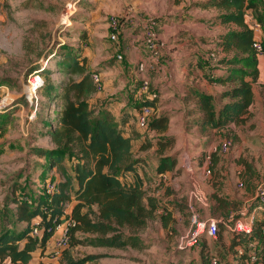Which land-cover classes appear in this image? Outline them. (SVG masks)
I'll use <instances>...</instances> for the list:
<instances>
[{
    "label": "rangeland",
    "instance_id": "obj_1",
    "mask_svg": "<svg viewBox=\"0 0 264 264\" xmlns=\"http://www.w3.org/2000/svg\"><path fill=\"white\" fill-rule=\"evenodd\" d=\"M205 1L0 0V123L3 124L0 131V229L2 223L14 226L13 214L17 208L14 196L21 198L25 193L44 192L46 179L52 175L60 177L55 170L48 169L46 158L37 153L39 149L55 146L42 135L45 104H48L45 88L31 98L25 96L30 76L43 75L46 86L62 81L58 62L63 60L66 48H81L78 37L83 31L90 37L88 45L82 46L88 54V68L101 75L108 61L116 58L107 32L108 22L131 12L158 21L157 33L165 45L162 62L168 53L169 39L164 34L163 23H175L179 14L185 16L181 20L193 23L218 15L217 10L201 7L200 3ZM168 29L172 30L170 26ZM232 29L235 27L225 26L206 33L212 36ZM137 40L135 36V42ZM198 49H205V53L200 52L205 56L216 48L199 45ZM119 64L116 70L105 71L113 76L114 83L118 79L125 82L113 83L112 89L116 90L111 92L108 87L111 84L106 85L101 76L103 89L98 92L99 100L116 94L128 101L135 100V93L131 95L133 77L127 70L128 64ZM153 74V79L148 78L150 89L143 98L157 94L155 110L158 115L163 113L161 103L167 100L163 93L165 86L162 87L165 77L163 72L154 71ZM262 93L257 90L258 100L251 121L231 132L201 131L186 118L183 125L174 124L173 134L164 135L176 138V144L164 155L159 154L158 147L162 137L156 133L148 135L149 132L143 130L133 131L134 156L141 160L138 172L144 182L145 198L156 200L160 209L143 229L122 230L119 235L126 243L124 248L99 247L96 242L103 237L78 233L76 238L86 245L65 249L57 257L56 264H69V261L81 264H210L212 257L226 264L227 260L240 256L238 248L231 247L232 234H243L240 245L243 248H240L245 250V236L253 237L254 226L257 230L264 227V205L254 204L259 186L264 185ZM94 106L98 103L94 102ZM166 110L169 109L166 107ZM227 140L232 141L229 153L212 152ZM215 154L217 162L213 158ZM164 156L177 161L173 171L164 173L166 177L157 171ZM126 180H135L134 175L128 174ZM214 196L225 202L224 210L218 209L220 204ZM204 245L210 252L206 253L208 258L203 255Z\"/></svg>",
    "mask_w": 264,
    "mask_h": 264
},
{
    "label": "trees",
    "instance_id": "obj_2",
    "mask_svg": "<svg viewBox=\"0 0 264 264\" xmlns=\"http://www.w3.org/2000/svg\"><path fill=\"white\" fill-rule=\"evenodd\" d=\"M200 5L205 10H217L219 14L198 23L214 28L235 27L217 38L206 40L210 47L216 49L207 52L203 60L210 69L224 68L219 76L209 75V83L229 88L218 95L191 89L197 102L189 104L188 120L201 131L231 132L246 125L253 117L255 86L260 78V55L254 49V33L247 24L246 16L251 13L264 32V0H207ZM78 39L81 48H66L63 60L58 62V74L64 78L62 81L46 86L41 75L44 86L39 91L45 88L48 101L42 135L48 137L55 147L39 149L37 153L46 158L49 170H55L60 175L49 178L56 184V191L48 194L46 181L44 192H28L30 194L25 193L21 198L14 196L17 206L13 214L14 226L1 224L0 264H30L38 250L44 256L49 240L56 228L65 222V217L74 223L70 229L69 248L86 245V242L76 238L78 233L100 235L103 238L96 242L99 247L124 248L126 243L119 235L122 230L143 229L160 209L156 200L150 196L149 200L145 198L144 182L138 172L141 160L135 158L133 140L125 130L131 118L135 119L131 111L136 113L138 124L142 107L155 108L157 100L151 101L149 96L143 98L144 93L138 95L133 89L131 95L135 93V100L129 102L119 122L114 120L111 107L119 98L112 97L94 106L92 98L100 91L93 75L98 73L89 70L82 50V46L88 45L90 37L83 31ZM262 91L264 95V85ZM2 127L0 123V131ZM139 129L149 132L148 135L156 133L162 137L158 140L160 155L176 144V138L164 135L170 130L167 113L155 114L147 128ZM216 156H213L215 162ZM176 166L175 158L164 156L157 171L164 174L173 171ZM128 174L134 175L135 180L131 184L126 180ZM17 188H14L15 195ZM214 197L220 204L218 209L224 210L225 202L218 196ZM254 204L259 205L256 201ZM68 206L71 210L66 215ZM35 226L40 230L37 237L32 235ZM232 237V249L242 247L243 234L235 232ZM245 238L247 246L243 245L244 254L227 260L226 264H248L250 243H256L258 255V260L250 264H264V227L257 230L254 226L253 237ZM203 248V255L208 258L206 253L210 252L206 245ZM217 262L220 264L218 259ZM69 264L81 263L69 261Z\"/></svg>",
    "mask_w": 264,
    "mask_h": 264
},
{
    "label": "crops",
    "instance_id": "obj_3",
    "mask_svg": "<svg viewBox=\"0 0 264 264\" xmlns=\"http://www.w3.org/2000/svg\"><path fill=\"white\" fill-rule=\"evenodd\" d=\"M182 17L184 18L185 16L179 14L174 19L175 23H170V22L168 23V21L163 23L162 27L164 30V34H167V36H169V39L166 44V49L168 50V53L165 57V60L159 63V67H158L159 69L154 70L157 74L163 72L164 73L163 76L165 77L164 85L162 87L165 86V90L163 93H164V97H166L167 100L161 103L162 104L161 111H163V113L169 114L170 116V130L168 132V135L173 134L174 124L177 123L179 125H183L182 122L184 118H186L187 120L189 119L187 114L188 106L189 104L197 102L194 99V96L192 95L191 89L209 95H218L229 88V87H222L209 83L207 79L208 76L209 75L219 76L223 72L222 70L224 68L221 67V69L219 70L215 68L210 69V66L203 61L204 60V56H202L203 54L202 55L200 54V52L203 53L205 49L204 50L198 49L199 45L202 47H209L210 45H208L206 41L207 39L217 38L222 33H224L221 32L209 36L206 32H210L211 31L210 29L212 28L215 30L217 29L219 30V28L222 27L217 26L216 28H214L205 25L203 23H198V22L193 23L190 20L183 21L181 20ZM205 19L207 20L211 18L207 17ZM169 26L171 27L172 30L173 29L175 30L174 33L171 32L172 30L168 29ZM166 30H169V32H166ZM107 32L109 36V25ZM137 34L138 32H135L131 29H127L121 38L122 43L120 44V46L110 41L112 43L113 50L116 54V58L115 61L112 60L113 58L108 61V65L106 66V68L102 69L103 72L101 76L103 77V80L106 82V85L111 84L108 86L111 92H114V90H116V89H112L114 84L116 85V84H120V82L122 83L125 82L118 79L114 83L113 82L114 80L112 78L113 76H108L109 73L107 71L116 70L117 67H120L119 62H121L122 64H126V63L128 64L127 70L128 71L130 70L131 76L133 77L131 81L132 87L130 89L137 90L138 95L141 92L142 79L144 78L153 79V76H155L153 74L154 71L151 69H147L143 73H139L137 71V66L140 63L143 62L145 64H150V59L147 56V52L144 50L142 46H140L137 42H135V36ZM170 35H174V36H170ZM190 38L193 39L194 41L193 43H191ZM119 54H122L124 57L122 61L118 60ZM84 55L87 57V60L89 61L88 54L84 52ZM89 70L95 71V69H90V68ZM259 70H260V78L257 85L255 86L256 99H255V104L252 108V112L258 100L257 90H260L262 93V88L264 85V55L259 57ZM165 75L168 76L166 77ZM97 95H95L94 98H92L93 103L94 102L99 103L104 101V99L99 100L100 98L97 97ZM261 96H262L261 97L262 100L264 101L263 93ZM112 97L119 98L111 106L113 108L112 116L114 120H116V122H119L123 117L124 111L128 108L130 101H128L127 98H123V97L121 98L120 94L112 95L106 99H110ZM166 107L169 109L166 110L167 112L165 111ZM130 114L133 116L135 115V119L131 118L130 123L127 124L125 127L127 136L129 137L132 136L133 131L142 132L137 124L136 113L134 111H131ZM161 114H158V116ZM213 132H216V130H214ZM185 133L187 134L186 129H185ZM48 140L50 141L49 138ZM212 148H214V146ZM166 174H164L163 176L166 177ZM58 177L59 176H57V178ZM46 181L49 182L50 180H46ZM132 182H134V180H132L131 182L129 181L128 184H131ZM165 204L167 205V203ZM70 210H71V206H68L66 209V215L70 214ZM169 210L171 211L172 208ZM66 220L67 218L65 217V221ZM58 235L59 232L56 233L55 237ZM239 249L240 247L238 248V250ZM56 259L57 257H55L53 253V243L52 240H50L46 246V251L44 253V256L41 255V250L36 251L33 254V260L31 261L30 264H56Z\"/></svg>",
    "mask_w": 264,
    "mask_h": 264
},
{
    "label": "built area",
    "instance_id": "obj_4",
    "mask_svg": "<svg viewBox=\"0 0 264 264\" xmlns=\"http://www.w3.org/2000/svg\"><path fill=\"white\" fill-rule=\"evenodd\" d=\"M247 24L249 28L254 33V49L260 55H264L263 48V39L264 32L262 25L254 18L251 13H248L246 16ZM109 25V38L110 40L120 46L121 38L124 32L127 29H131L135 32H138L136 35L137 43L141 45L144 50L147 52V56L150 59V64L140 63L137 66V71L139 73L145 72L147 69L157 70L160 63V58L164 55V43L161 42L159 35L157 33V21L148 20L142 16H137L134 12L126 14L120 18L113 17L108 22ZM123 55L119 54L118 59L123 60ZM93 80L97 86L98 91H102V81L99 74L93 75ZM28 88L27 93H25L27 98H31L37 94V92L44 86V79L41 75H31L28 79ZM150 89V81L146 78L141 81V92L147 94ZM151 101L157 99V94H149L148 97ZM156 114V110L152 106H144L138 114V125L140 128H147L150 120ZM232 148V141L227 140L220 145V149L215 147L213 153L227 154ZM210 159V158H209ZM46 191L48 194H53L56 191V184L49 181L46 185ZM254 201L259 203V206L264 205V185H260L257 191V194L254 198ZM73 221L67 219L62 225L56 228L54 235L51 237L53 243V253L55 257H59L65 249L69 248L70 245V229L73 226ZM36 227V226H35ZM202 230V229H201ZM199 230V232H201ZM59 232V235L55 237L56 233ZM241 232V231H239ZM32 235L37 237L40 235V230L36 227L33 230ZM49 240V241H50ZM49 243V242H48ZM250 259L249 263L256 262L258 260V255L256 253V243L249 244ZM239 255L244 254V250L240 248L238 250ZM212 264H218L217 259L213 258L211 261Z\"/></svg>",
    "mask_w": 264,
    "mask_h": 264
}]
</instances>
